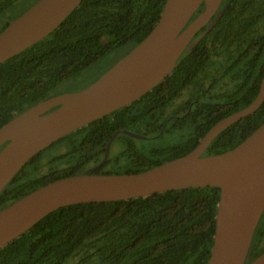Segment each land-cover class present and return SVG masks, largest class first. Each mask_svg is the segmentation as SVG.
<instances>
[{
    "label": "trees",
    "instance_id": "1",
    "mask_svg": "<svg viewBox=\"0 0 264 264\" xmlns=\"http://www.w3.org/2000/svg\"><path fill=\"white\" fill-rule=\"evenodd\" d=\"M21 1L0 0V33L18 18L9 15ZM166 2L83 0L51 35L0 64V129L38 103L75 87L76 79L112 53L125 50L122 57L127 55L154 29ZM204 10L203 4L191 22ZM201 36L165 81L140 100L36 155L1 193L0 210L63 178L143 173L183 157L217 123L250 106L264 78V0H223L193 41ZM191 87L197 90L195 97L181 106L187 112L196 100L195 109L184 123L169 128H188L182 139L145 149L121 135L113 144L118 149L111 150L107 163L100 166L117 131L160 134L165 113ZM263 124L264 102L222 132L205 156L235 149ZM220 195L216 187L190 188L64 207L1 249L0 264H68L76 259L78 264H207ZM251 251L253 260L264 253V214Z\"/></svg>",
    "mask_w": 264,
    "mask_h": 264
},
{
    "label": "water",
    "instance_id": "2",
    "mask_svg": "<svg viewBox=\"0 0 264 264\" xmlns=\"http://www.w3.org/2000/svg\"><path fill=\"white\" fill-rule=\"evenodd\" d=\"M83 0H39L0 33V64L44 40ZM223 0H167L151 33L84 89L38 103L0 129V195L39 153L60 139L130 106L161 84L218 13ZM205 5L204 12L191 20ZM264 102V78L255 101L217 123L195 150L137 174H79L47 184L0 210V250L49 214L72 205L118 202L190 188L221 190L216 232L207 264H264L251 246L264 214V124L228 152L204 156L210 144ZM119 134L138 137L126 130Z\"/></svg>",
    "mask_w": 264,
    "mask_h": 264
},
{
    "label": "flooded vegetation",
    "instance_id": "3",
    "mask_svg": "<svg viewBox=\"0 0 264 264\" xmlns=\"http://www.w3.org/2000/svg\"><path fill=\"white\" fill-rule=\"evenodd\" d=\"M16 19V18H15ZM14 19V20H15ZM8 20V19H7ZM9 21V20H8ZM11 21H13V20H10V22ZM10 24V23H9ZM8 27V26H7ZM6 29V28H5ZM95 82V81H94ZM88 86V85H87ZM86 85L85 86H80V87H71V86H69L70 88H67V90L66 91H64V92H62V93H60V94H65V93H73V92H77V91H80V90H82V89H84L85 87H87ZM64 89V88H63ZM196 92H197V90H195L194 88H189V89H187V90H185L184 92H183V94H182V96H181V98L180 99H178L174 104H173V106L172 107H169V109H168V111L165 113V115H164V125H163V128L161 129V133L160 134H158V135H155V136H150V137H148V136H145V135H143L142 133H138V132H136V131H130V130H126V129H121V130H126V131H128V132H130V133H133V134H135V135H137V136H141V138H138V137H131L130 135H127V134H119V135H117L116 136V138L114 139V141H113V143L111 144V149H110V153H111V150H113V151H116L117 149H118V147H115L114 149H113V144H114V142H115V140L119 137V136H121V135H125V136H128V137H130V138H132V139H134V140H136V142L137 143H139V142H142V141H152V140H156V139H158V138H163L165 135H174L175 137H178V136H176L177 134H179V136H181V139H182V135L183 134H186V133H188V128H186V129H184V130H182V131H180V130H177L176 128L174 129V130H169V128L171 127V126H174L177 122H180V121H182L183 123L186 121L185 120V118H187L188 116H190V114H191V112L195 109V106H196V104L198 103L196 100H194V101H192L191 102V104H190V107H189V111H187V112H185V110H184V108H183V106H181V103H183V102H185L186 104H187V102H189L190 100H193L192 98L193 97H195V94H196ZM59 94V95H60ZM141 129H143V128H141ZM144 130V129H143ZM120 131V130H119ZM119 131H117V132H119ZM145 131H146V129L144 130V133H145ZM173 131V132H172ZM116 132V133H117ZM115 133V134H116ZM114 134V135H115ZM208 134V133H207ZM206 134V135H207ZM113 135V136H114ZM113 136H112V138H113ZM219 136V135H218ZM205 137V136H204ZM111 138V139H112ZM217 138V137H216ZM111 139H110V141H111ZM179 140H180V137H179ZM110 141H109V143H110ZM201 142V141H200ZM109 143H108V145H109ZM200 144V143H199ZM211 145V144H210ZM209 148V147H208ZM207 148V149H208ZM107 149H108V146H107ZM207 151V150H206ZM206 151H205V153H206ZM110 153H109V156H110ZM205 153H204V156H205ZM106 154H107V152H106ZM109 156H108V158H109ZM105 158H106V155H105V157H104V159H103V161H102V163H101V165L100 166H102V165H105L106 163H107V161H108V158L106 159V161H105ZM95 169H97L96 167L95 168H93V170H95Z\"/></svg>",
    "mask_w": 264,
    "mask_h": 264
},
{
    "label": "rangeland",
    "instance_id": "4",
    "mask_svg": "<svg viewBox=\"0 0 264 264\" xmlns=\"http://www.w3.org/2000/svg\"><path fill=\"white\" fill-rule=\"evenodd\" d=\"M38 1L39 0L21 1L17 6H15L12 9V11L10 12L9 18H14L17 16L19 17V15L23 14L25 11H27L31 6H33ZM124 53H125V50L124 51L118 50L112 53L111 55L107 56L103 60H101L95 66L87 70L81 77L76 79L75 86L83 87L85 85L87 86L93 83L95 80L101 77L107 70L113 67L121 59ZM176 136L180 137L179 134H177ZM178 137H175L174 135H169V136L165 135L163 138H158L156 140L139 142V146L145 149L159 148V147H163L166 145H170L176 141H179L177 140L179 139ZM61 151H64V148L54 153L58 154ZM68 264H78V259L72 260Z\"/></svg>",
    "mask_w": 264,
    "mask_h": 264
}]
</instances>
